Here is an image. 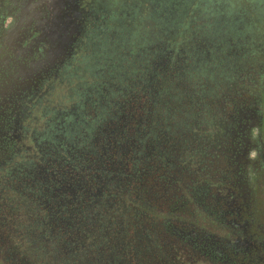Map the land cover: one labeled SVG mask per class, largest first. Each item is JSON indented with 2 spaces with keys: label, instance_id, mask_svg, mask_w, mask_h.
I'll return each instance as SVG.
<instances>
[{
  "label": "flooded vegetation",
  "instance_id": "obj_1",
  "mask_svg": "<svg viewBox=\"0 0 264 264\" xmlns=\"http://www.w3.org/2000/svg\"><path fill=\"white\" fill-rule=\"evenodd\" d=\"M0 264H264V0H0Z\"/></svg>",
  "mask_w": 264,
  "mask_h": 264
},
{
  "label": "rangeland",
  "instance_id": "obj_2",
  "mask_svg": "<svg viewBox=\"0 0 264 264\" xmlns=\"http://www.w3.org/2000/svg\"><path fill=\"white\" fill-rule=\"evenodd\" d=\"M174 94H176V96L180 95L179 89L176 87L174 88Z\"/></svg>",
  "mask_w": 264,
  "mask_h": 264
}]
</instances>
